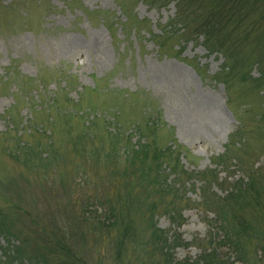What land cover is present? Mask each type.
<instances>
[{
  "label": "rangeland",
  "instance_id": "1",
  "mask_svg": "<svg viewBox=\"0 0 264 264\" xmlns=\"http://www.w3.org/2000/svg\"><path fill=\"white\" fill-rule=\"evenodd\" d=\"M68 1L0 0V264H264V0Z\"/></svg>",
  "mask_w": 264,
  "mask_h": 264
},
{
  "label": "trees",
  "instance_id": "2",
  "mask_svg": "<svg viewBox=\"0 0 264 264\" xmlns=\"http://www.w3.org/2000/svg\"><path fill=\"white\" fill-rule=\"evenodd\" d=\"M186 1H190V0H177V4H184L186 3ZM192 3L194 4L195 0H191ZM205 1V3H207L208 5L211 6V11L212 14L210 16V18H207L205 21H200V23L198 24L199 27H206L209 26L210 29H215L216 26L218 25H222L224 23L227 22H223L220 21L219 19L223 18V17H235L238 14H242V12L239 11V9L243 6V4H245L246 1L248 0H202ZM233 1H236L234 3H231ZM201 2L197 1L196 5L198 6V3ZM226 2V3H224ZM69 4H73L74 1L73 0H69L68 1ZM201 7L203 9H205L202 6H198V8ZM201 8H199L200 10H202ZM244 13V12H243ZM224 20V19H223ZM225 21V20H224ZM236 23V22H235ZM212 33L209 32L207 29L206 31H203V33H199V35L203 36L204 40L208 39V34ZM227 59V57H226ZM180 185V184H179ZM237 196H240V200L243 199V195L241 193V191L239 190L237 193ZM233 197V196H232ZM217 203L214 205V207H216ZM109 232H99V234H103L102 236L108 234ZM241 233L243 235V232H234V240L231 242L232 244H234L235 249L234 251H240V254L243 255V251L245 249H243L240 245L239 242V238L237 237V234ZM153 237V241L151 240V243L149 242L148 245L146 247H148V249H150V255L147 256L144 260V263L147 264V262H150L149 264H154L151 263L152 261H154L153 259L155 258V254H158L161 258V260L158 262V264H194L192 262H189V260H182V261H177L175 262L173 256H172V252H171V245H172V241L169 242V238L166 237V234H164L163 232H159L156 233L155 235L152 234ZM226 236L223 237V239ZM124 243H126V241L123 239V237H118L116 239V241L113 243L114 246V250L116 251V255H117V259H122L121 255L123 253V250L125 249ZM226 245V244H224ZM223 245V246H224ZM152 246V247H151ZM219 247H212L211 245L207 246L206 249L203 251V253L200 255L201 257L199 258V261H196L195 263H200L202 262V264H222L225 263L227 261L225 259V256L218 250ZM50 249L53 251V253H57L58 252L54 249L51 248ZM59 254L62 256L63 258V263L61 264H76L74 262V258H77L78 256L74 254L73 251L70 250H64V251H60ZM118 256L120 258H118ZM74 257V258H72ZM81 262V261H79ZM78 262V263H79ZM43 264V263H42Z\"/></svg>",
  "mask_w": 264,
  "mask_h": 264
}]
</instances>
